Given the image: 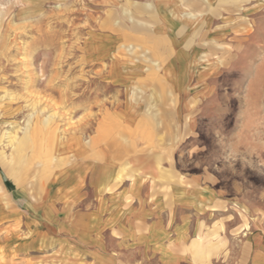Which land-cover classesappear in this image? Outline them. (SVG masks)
Here are the masks:
<instances>
[{"label":"rangeland","instance_id":"rangeland-1","mask_svg":"<svg viewBox=\"0 0 264 264\" xmlns=\"http://www.w3.org/2000/svg\"><path fill=\"white\" fill-rule=\"evenodd\" d=\"M108 3L0 0V221L21 198L39 202L71 164L60 144L74 135L92 145L99 135L120 137L124 171L143 175L147 195L169 181L213 194L194 210H176L173 223L188 228L175 247L185 258L174 264H249L254 251H264V0L233 43L216 45L220 66L208 83L205 113L185 116L174 148L162 145L165 132L151 115L138 128H122L106 108L114 103L110 88L84 60V36ZM95 123L101 126L94 133Z\"/></svg>","mask_w":264,"mask_h":264},{"label":"crops","instance_id":"crops-1","mask_svg":"<svg viewBox=\"0 0 264 264\" xmlns=\"http://www.w3.org/2000/svg\"><path fill=\"white\" fill-rule=\"evenodd\" d=\"M257 1L106 0L82 52L110 88L114 103L106 108L121 127H137L151 115L165 132L162 145L174 148L185 116L205 113L208 83L220 66L216 45L234 42ZM136 45L141 55L132 54ZM97 138L92 145L74 135L60 144L71 164L46 184L39 202L21 198L10 206L0 221V264H174L185 258L175 247L188 226L173 223L175 212L194 210L213 194L169 181L147 195L143 175L124 171L122 139ZM249 264H264V251H254Z\"/></svg>","mask_w":264,"mask_h":264},{"label":"bare ground","instance_id":"bare-ground-1","mask_svg":"<svg viewBox=\"0 0 264 264\" xmlns=\"http://www.w3.org/2000/svg\"><path fill=\"white\" fill-rule=\"evenodd\" d=\"M73 146V145H72Z\"/></svg>","mask_w":264,"mask_h":264}]
</instances>
